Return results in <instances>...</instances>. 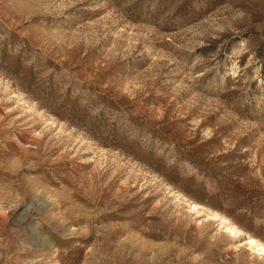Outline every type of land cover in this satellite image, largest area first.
<instances>
[{
  "label": "rangeland",
  "instance_id": "rangeland-1",
  "mask_svg": "<svg viewBox=\"0 0 264 264\" xmlns=\"http://www.w3.org/2000/svg\"><path fill=\"white\" fill-rule=\"evenodd\" d=\"M0 264H264V0H0Z\"/></svg>",
  "mask_w": 264,
  "mask_h": 264
},
{
  "label": "bare ground",
  "instance_id": "bare-ground-1",
  "mask_svg": "<svg viewBox=\"0 0 264 264\" xmlns=\"http://www.w3.org/2000/svg\"><path fill=\"white\" fill-rule=\"evenodd\" d=\"M221 219H222L223 221H226V219H225L223 216H221ZM233 229L236 230L234 227H233ZM250 242H251V240H250ZM250 246H251V245H250Z\"/></svg>",
  "mask_w": 264,
  "mask_h": 264
}]
</instances>
